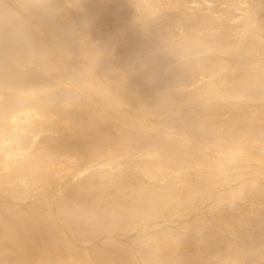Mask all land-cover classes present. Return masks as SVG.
<instances>
[{
  "label": "bare ground",
  "instance_id": "6f19581e",
  "mask_svg": "<svg viewBox=\"0 0 264 264\" xmlns=\"http://www.w3.org/2000/svg\"><path fill=\"white\" fill-rule=\"evenodd\" d=\"M0 264H264V0H0Z\"/></svg>",
  "mask_w": 264,
  "mask_h": 264
}]
</instances>
